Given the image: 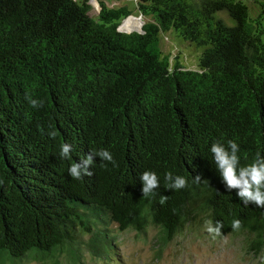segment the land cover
Wrapping results in <instances>:
<instances>
[{
  "label": "trees",
  "instance_id": "obj_1",
  "mask_svg": "<svg viewBox=\"0 0 264 264\" xmlns=\"http://www.w3.org/2000/svg\"><path fill=\"white\" fill-rule=\"evenodd\" d=\"M96 1L97 19L87 0H0V264H78L82 242L103 257L113 225L154 226L162 247L206 220L223 222L222 235H252L260 254L264 209L225 189L210 147L234 140L242 166L264 156V3L251 18L240 0H135L140 33L126 27L128 7ZM172 30L202 50L197 68L163 54L160 34ZM65 142L70 159L59 155ZM100 149L117 166L96 157L91 176L68 174ZM144 171L159 178L155 195H142ZM169 171L188 186L168 189Z\"/></svg>",
  "mask_w": 264,
  "mask_h": 264
},
{
  "label": "rangeland",
  "instance_id": "obj_2",
  "mask_svg": "<svg viewBox=\"0 0 264 264\" xmlns=\"http://www.w3.org/2000/svg\"><path fill=\"white\" fill-rule=\"evenodd\" d=\"M90 5V16L94 19L99 15V4L96 0H87ZM247 4L250 17L254 18L264 0H240ZM109 7L126 6L132 12L126 27L130 32L139 31V21L146 22L137 11L135 0H107ZM223 19L227 26H234L235 22L226 13L216 16ZM134 18V19H133ZM142 19V20H141ZM126 21V20H125ZM125 23V22H124ZM121 26V25H120ZM132 27V28H131ZM120 32V27L118 28ZM127 32V31H126ZM161 48L165 56L170 57L171 64L179 61L186 69L198 67L199 56L202 52L195 46L185 42L175 31L160 34ZM205 221L195 223L178 235L167 245L160 247L158 244L159 230L151 226L143 234L134 230L122 232L117 226L110 227L107 239H103V257H95L80 244L81 259L78 264H264V250L257 254L250 250L247 242L253 240L252 235H219L209 234L205 227ZM99 229V228H98ZM96 229V230H98ZM99 232L96 231L94 233ZM103 233V232H99ZM92 238L85 236L84 241ZM160 252V255H159ZM7 261V264H52V260L39 262L34 259H22L21 261ZM60 264H70L66 255L59 258ZM72 264V261H71Z\"/></svg>",
  "mask_w": 264,
  "mask_h": 264
},
{
  "label": "clouds",
  "instance_id": "obj_3",
  "mask_svg": "<svg viewBox=\"0 0 264 264\" xmlns=\"http://www.w3.org/2000/svg\"><path fill=\"white\" fill-rule=\"evenodd\" d=\"M29 103L33 108H38L43 105V101L32 99L28 97ZM50 138L55 139V131L48 134ZM73 146L70 143H62L60 145V157L62 159H70ZM239 145L234 140H228L227 146L220 142H213L210 147L216 169L219 172L221 182L225 189L229 192L235 190L238 198L245 206L252 204L255 207L264 209V156L259 152L256 153L252 162L247 165L240 164ZM99 157L101 161L111 163L114 167L117 166L113 155L107 149H100L98 152L88 153L79 162H73L68 168V174L75 180H80L84 176H91L92 172L89 170ZM102 166H105L102 164ZM142 184V195L148 197L155 195V190L159 188V178L153 171H144L140 177ZM165 184L170 190H180L188 186V181L185 177L174 175L172 172L165 173ZM202 176L194 177L196 182H200ZM2 183V181H0ZM168 197L162 196L160 203L164 204ZM242 222L239 219H234L231 223L232 230H239ZM204 227L209 234L219 236L221 229L224 227L223 222L206 220Z\"/></svg>",
  "mask_w": 264,
  "mask_h": 264
},
{
  "label": "bare ground",
  "instance_id": "obj_4",
  "mask_svg": "<svg viewBox=\"0 0 264 264\" xmlns=\"http://www.w3.org/2000/svg\"><path fill=\"white\" fill-rule=\"evenodd\" d=\"M134 19V18H133ZM142 20V19H141ZM136 21H138L139 22V24H140V28L138 29L139 31H141L142 30V25H144V22H142V21H139V20H137V19H135V22ZM128 29V28H127ZM129 30V29H128ZM139 31H135V32H139Z\"/></svg>",
  "mask_w": 264,
  "mask_h": 264
},
{
  "label": "water",
  "instance_id": "obj_5",
  "mask_svg": "<svg viewBox=\"0 0 264 264\" xmlns=\"http://www.w3.org/2000/svg\"><path fill=\"white\" fill-rule=\"evenodd\" d=\"M131 17V16H130ZM140 18H142V16L140 17ZM144 22V21H143ZM144 24H145V22H144ZM140 33H143V27H142V30L141 31H139Z\"/></svg>",
  "mask_w": 264,
  "mask_h": 264
}]
</instances>
